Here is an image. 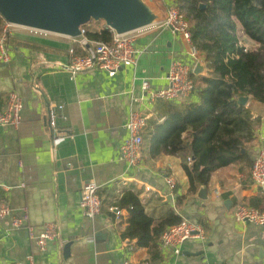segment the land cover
<instances>
[{
  "label": "crops",
  "instance_id": "obj_1",
  "mask_svg": "<svg viewBox=\"0 0 264 264\" xmlns=\"http://www.w3.org/2000/svg\"><path fill=\"white\" fill-rule=\"evenodd\" d=\"M143 1L162 3L163 15L174 4L173 0ZM48 37L13 30L11 60L0 63V109L11 92L18 93L23 102L20 126H0V198L7 200L10 218L23 210L28 216L17 229L10 226V218L0 222V264H26L28 255L33 264H149L147 249L123 237L127 210L117 209L121 215L115 217L116 205L127 192L138 197L152 219L172 211L204 230V238L187 240L180 254L159 246L160 264H264V225L242 224L232 215L238 205L264 207V195L252 183L249 166L231 164L216 170L202 198L198 196L201 187L194 195L188 194L183 170L186 157L161 154L152 158L148 154L153 126L167 117L170 104L198 102L195 92L174 101L137 106L149 115L140 163L131 167L119 159L130 92L139 96L143 79L152 89L165 88L171 60L183 56L181 41L165 29L152 28L135 40L140 51L135 67H122L113 77L99 69L71 77L46 64L67 62L70 41ZM199 59L193 66L194 76H206L201 52ZM185 62L192 66L191 60ZM243 97L254 129L255 140L246 148L253 160L264 148V103ZM50 112L57 132L66 136L56 146L48 124ZM167 176L173 178L174 190L166 184ZM89 180L100 186L102 202L100 214L93 219L84 218L79 208L80 191ZM179 196L185 197L180 205ZM47 222L58 224L59 238L40 251L30 234L38 235ZM67 243L68 253L63 255Z\"/></svg>",
  "mask_w": 264,
  "mask_h": 264
},
{
  "label": "trees",
  "instance_id": "obj_2",
  "mask_svg": "<svg viewBox=\"0 0 264 264\" xmlns=\"http://www.w3.org/2000/svg\"><path fill=\"white\" fill-rule=\"evenodd\" d=\"M173 2L189 25L192 44L205 55L208 71L206 76H191L198 102L170 104L167 117L153 126L148 154L193 158L183 170L188 194L194 195L199 187L207 186L216 170L231 164L251 167L255 159L250 160L246 152L255 140L251 115L238 98L248 95L264 103V0ZM2 22L0 17V27ZM92 25L86 33L89 40L110 41L109 28ZM241 37L255 44V49L244 51ZM184 199L179 196L178 205ZM116 208L128 212L123 237L147 249L149 264H160V235L181 218L170 211L152 219L130 192L123 194Z\"/></svg>",
  "mask_w": 264,
  "mask_h": 264
},
{
  "label": "built area",
  "instance_id": "obj_3",
  "mask_svg": "<svg viewBox=\"0 0 264 264\" xmlns=\"http://www.w3.org/2000/svg\"><path fill=\"white\" fill-rule=\"evenodd\" d=\"M0 27V63L7 64L11 60V39L13 38V27L19 28L2 19ZM93 21L80 25L79 35L75 37L63 36L45 31L20 27L34 36L54 35L64 37L70 41L71 46L67 49L68 61L63 62H46L52 70L65 71L71 77L75 74L87 72L94 69L103 70L109 77H113L122 67L137 65L140 51L135 47V40L144 32L159 28L169 31L181 41L184 48L183 56L174 57L168 67L165 79L167 85L163 89H152L149 81L143 79L140 82V95L134 96L130 92L129 110L124 129L126 137L119 147V159L126 162L131 167H137L141 159V150L144 142V132L149 118L148 114L137 109L140 106L155 104L157 101H174L185 98L194 93V82L191 78L194 75L195 68L201 61L199 59L200 51L192 44L189 25L183 17V13L174 4L166 12L164 19L158 22L141 27L126 33L117 34L111 30L112 36L109 42H96L89 40L86 36L91 29ZM248 42V43H246ZM243 39H239V45L244 51L255 49L256 45ZM191 60L192 66L185 62ZM136 106V109H135ZM61 109L62 106H56ZM23 102L16 92L9 93L3 108L0 109V126H12L18 128L21 124V111ZM49 110V108H48ZM49 128L53 132L52 145L56 146L66 136L59 134L56 130L55 122L50 112ZM187 164L191 159L186 158ZM249 175L252 183L261 190L264 195V148L257 151L255 159L249 169ZM166 184L170 189L175 188V182L171 176L165 178ZM100 186L94 181H87L80 191L79 208L84 218L93 219L101 212L102 202L99 196ZM216 195L218 191H215ZM115 217L121 215L117 210ZM11 208L4 197L0 198V222L10 218ZM233 218L236 222L254 225H264V207L255 208L247 205H238L233 211ZM28 216L26 210H23L18 217L10 218V226L14 229L21 227L27 222ZM35 246L44 251L49 241L59 238V226L55 222L43 224L41 232L34 236L30 234ZM203 228L194 222L186 219L175 225L166 227L160 235L159 246L162 249H171L174 254H180L181 246L191 239H203ZM26 264H33L32 256L28 255ZM14 264H24L15 262ZM121 264H142L130 261H124Z\"/></svg>",
  "mask_w": 264,
  "mask_h": 264
},
{
  "label": "water",
  "instance_id": "obj_4",
  "mask_svg": "<svg viewBox=\"0 0 264 264\" xmlns=\"http://www.w3.org/2000/svg\"><path fill=\"white\" fill-rule=\"evenodd\" d=\"M142 2L140 0H0V17L16 26L69 37L79 35L80 25L90 21H103L107 28L121 34L148 26L155 21V16ZM238 100L240 105L246 102L245 97H239ZM201 195L205 198V186L198 191V196ZM69 245L67 243L64 246L63 255L68 253Z\"/></svg>",
  "mask_w": 264,
  "mask_h": 264
},
{
  "label": "rangeland",
  "instance_id": "obj_5",
  "mask_svg": "<svg viewBox=\"0 0 264 264\" xmlns=\"http://www.w3.org/2000/svg\"><path fill=\"white\" fill-rule=\"evenodd\" d=\"M141 2L143 1V0H140ZM146 7H148L149 9H150V11H151V13L155 16L154 17V19H155V21L154 22H158V21H161V20H163L164 19V16H165V13H164V15H163V12H164V9H163V4L161 3H158V2H156V3H148V2H145L144 3V1L142 2ZM163 6V7H162ZM156 9H159V12L160 13H158V12H156L155 10ZM93 23H95L96 24V26H103L104 25V22L103 21H98V22H93ZM94 25V24H93ZM21 29L22 28H17V27H13L12 28V30H14L15 32L17 31H21ZM24 29H22V31H23ZM49 36V37H48ZM40 37H48V38H53L54 40H60L59 38H57V37H54V35H46V36H40ZM241 39H243V38H241ZM245 42L247 41V40H244ZM63 42V41H62ZM246 43H248V42H246Z\"/></svg>",
  "mask_w": 264,
  "mask_h": 264
}]
</instances>
